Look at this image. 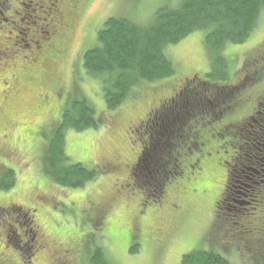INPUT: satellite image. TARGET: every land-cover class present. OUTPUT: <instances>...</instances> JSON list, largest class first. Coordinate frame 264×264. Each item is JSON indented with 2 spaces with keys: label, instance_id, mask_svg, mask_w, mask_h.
Returning a JSON list of instances; mask_svg holds the SVG:
<instances>
[{
  "label": "rangeland",
  "instance_id": "374dc122",
  "mask_svg": "<svg viewBox=\"0 0 264 264\" xmlns=\"http://www.w3.org/2000/svg\"><path fill=\"white\" fill-rule=\"evenodd\" d=\"M37 1L24 0L30 18L22 12L16 18V21L29 20L24 27L29 31H22L28 38L21 36V39L30 41V48H26V41L17 39L21 29L0 25L2 39L10 37L9 33H13L14 39L11 42L4 39L0 46L6 55L2 64L9 67L3 69L19 76V84L13 91L0 95V154L8 158L7 162L3 161L6 168L0 165V244L12 245L5 256H14L19 264H59L61 260L79 261L81 258L87 264L84 243L89 241L91 248L98 247L103 251L110 264H180L183 256L210 249L224 256L230 264H259L244 240L234 241L232 233L218 228V219L223 215L218 214L217 224L212 225V203L216 200L214 197L223 191L226 180L222 164L229 162L231 157L220 152L228 140H219L215 135V131L223 125L208 126L211 128L208 138L212 139L207 145L208 153L215 158L207 161L206 174L200 176L205 178L199 184L190 186L191 191L186 195L181 192L180 198L188 204L186 210H181V214L185 215L174 213L180 216L169 219L172 207L168 205L176 204L172 200L176 195L170 191L163 203L146 205L143 201L148 194L153 195L159 177L157 171L148 174L146 161L140 162L138 168L134 164L140 154L141 131L140 134L135 132L139 122H152L151 128L161 124L166 109L153 120L149 116L158 109L160 102L172 97L173 90L180 84L179 78H192L194 75L199 78L209 73L211 68L204 46L205 33L191 34L178 44L166 47L165 52L173 63L176 78L133 86L128 101L116 110L107 109L101 83L88 78L82 70L83 54L89 50L88 46H98L97 33L109 18L131 13L151 22L156 10L166 6L164 3L175 9L180 6L181 0H83L80 14H71L68 19L72 24L70 32L56 44L58 58L54 63L48 59L39 64L33 63L39 54L31 40L49 44L43 34L52 30L47 26L50 25L48 21L58 16L59 7H54L53 0L40 4ZM15 9L19 10V5ZM0 11L3 12L2 8ZM1 18L9 21L8 15ZM226 49L229 73L232 71L230 85H249L247 77L257 66H243L245 62H259L264 55V12L258 28L246 43L229 45ZM73 88L79 91L82 99L79 95H73L71 99ZM263 97L264 81L255 90L248 91L239 108L225 119L252 116ZM73 99L74 102L85 101L93 109L95 118L100 120L97 128L81 132L68 129L64 132L69 163L82 164L100 173L79 189L58 186L43 167L44 151L53 138L50 128L57 127L58 122L49 126V132H44V128L54 119H59L64 104H71ZM132 107H135L134 110H131ZM182 107L189 108L190 103ZM209 107L217 112L220 105L212 102ZM206 121L207 118L202 122ZM191 157L194 156L189 155ZM188 161L185 158L184 163ZM154 169H157L156 166ZM159 169L163 168L160 166ZM132 174L138 178L133 179ZM6 186L9 188L5 189ZM28 209L33 211L30 216L32 222L29 216L23 214ZM245 213L247 211L236 213V217L242 218ZM263 213L258 210L255 214L245 215L241 223L250 229H262ZM96 215L99 216L93 221L98 225L90 227L87 221L91 224ZM14 221L20 225L14 224ZM33 226L38 227L48 245L36 255H32L33 249L31 252L26 249L28 236L23 237ZM154 226L160 232L159 246H155L151 239ZM6 238L12 242L8 244ZM19 240L22 241L20 247L15 243ZM64 252L69 253L68 260Z\"/></svg>",
  "mask_w": 264,
  "mask_h": 264
},
{
  "label": "trees",
  "instance_id": "16d2710c",
  "mask_svg": "<svg viewBox=\"0 0 264 264\" xmlns=\"http://www.w3.org/2000/svg\"><path fill=\"white\" fill-rule=\"evenodd\" d=\"M180 3L175 9L164 3L166 6L156 10L151 22L131 13L109 18L97 33L98 46H88L89 50L83 54L82 70L88 78L101 83L107 109L116 110L128 101L133 86L176 78L173 63L165 52L166 47L178 44L191 34L205 33L204 46L211 68L209 73L199 78L195 75L192 78H179L180 84L173 90L172 97L163 102L166 103L165 106L162 104V108L158 107L149 116L153 120L166 109L162 114L161 124L151 128L152 122L147 121L144 128L135 129L136 133L140 134L141 131L142 137L140 154L134 164L138 168L140 162L146 161L148 174H155L154 171H157L159 177L158 187L153 190V195L148 194L143 202L146 205L161 204L162 200L166 201L170 191L176 195L172 199L176 204L168 205L172 207L168 213L169 219L185 215L181 214V210H186L188 204L185 199L180 198L181 192L186 195L191 191L190 186L199 184L205 178L200 176L206 174V163L215 158V155L208 153L207 145L212 141L208 138L210 127L223 125L215 131V135L219 140H228L220 152L230 154L231 157L229 162L222 164L226 170V180L223 191L214 197L216 200L212 203V225L217 224L218 214L223 215L218 219V228L232 233L234 241L244 240L249 245L254 260L264 264V227L250 229L245 223H241L245 215L255 214L258 210L264 212V97L258 102L252 116L238 117L236 120L225 119L243 102V96L248 91L255 90L264 81L263 55L259 62L244 63V68H249L251 64L254 65L252 68L257 66L255 69L251 68L247 77L249 85H230L229 76L232 71L229 73L226 54L229 45L246 43L258 28L264 12V0H181ZM74 13L78 14L76 11ZM73 95H79L82 99L79 91L74 88L71 99ZM251 95L254 96V93ZM74 101L75 99L71 104H64L59 115L61 123L58 122L60 118H57L44 128V132H49V126L58 122L57 127L50 128L53 138L44 151L43 167L58 186L79 189L100 173L82 164L69 163L65 152L64 132L68 129L81 132L97 128L100 120L95 118L93 109L85 101ZM212 102L220 105L217 112L211 111L209 104L212 105ZM187 103H190V107L183 108ZM133 108L135 107L131 110ZM206 118L207 123L202 122ZM189 155L194 157L189 158ZM185 158L189 160L187 163H184ZM155 166L157 169H154ZM160 166L163 169H159ZM132 177L138 178L136 174H132ZM4 188L8 189L9 186ZM242 211L247 213L242 218L236 217V213ZM23 214L28 216L25 212ZM98 216L92 219L91 224L87 221L90 227L92 224V227H97L98 223L93 220ZM152 229V242L159 246V229L155 226ZM132 239H135L133 235ZM84 249L87 264H110L100 248H91V242H85ZM65 263L84 264V259ZM180 264L230 262L210 249L185 255Z\"/></svg>",
  "mask_w": 264,
  "mask_h": 264
},
{
  "label": "flooded vegetation",
  "instance_id": "af4514ba",
  "mask_svg": "<svg viewBox=\"0 0 264 264\" xmlns=\"http://www.w3.org/2000/svg\"><path fill=\"white\" fill-rule=\"evenodd\" d=\"M23 1L24 0H0V8H2L3 10V12L0 11V25L7 24L8 26H12L14 30L18 28L21 29V31L19 32L20 38H17V39H21V36L22 37L26 36L28 38L27 35L22 34V31H25V32L29 31V28L25 29L24 27L28 25V21H29L28 18H30L29 9L25 5V3H23ZM40 1H44V0H39V3ZM82 1L83 0H53V2L55 3L54 7L55 8L59 7L58 16L55 19L53 18V20H49L48 24L50 25H47V26H50L52 30L50 32H46L43 34V37H45V39L49 42V44L47 43L43 45L40 42H35L31 40V42L36 47V51L39 54L38 57L35 58L33 63H37V64L43 63L44 61H47L48 59L54 63V61L58 58L59 50L56 48V44L61 40V38H63L66 34L70 32V26H72V24L68 21V19L72 12H73L72 14L76 15L74 11L80 14V10L82 8ZM15 5H19L20 9L16 10L14 8ZM21 12L25 16L28 17L27 22H23L22 20L16 21V18L22 15ZM4 15L9 16V21L1 18ZM1 29L2 28L0 27V30ZM9 35L10 37L8 38L4 37L3 39L0 36V46L2 44V41H4V39L8 42H11L14 40L12 37L13 33H9ZM21 40L22 42L26 41L24 39H21ZM26 42H27L26 48H30L31 46L30 41H26ZM5 58H6V55L4 54L3 51L0 50V95H5L9 93L10 91H13L19 84L18 83L19 76L17 73H14L13 75L11 74V72H9V69L7 71L3 69L5 65H7V64H2V62H5ZM5 68H9V67L6 66ZM163 102H160V104L158 105L159 108H162ZM145 125H146V122H139V124L137 125V128L138 129L144 128ZM0 157H1L0 165L1 166L3 165V167L6 168L7 165L4 164L3 161L7 162L8 158L3 157V154H0ZM7 170H4V171L8 172ZM6 172H4V174L8 175V173ZM28 212L25 211V213H27L28 216H32L31 213H33V211H31L30 213ZM14 224L18 226L20 225V223H18L17 221H14ZM27 236L30 237V239H28ZM23 237L24 238L27 237L26 243H25L26 249L28 248L29 252H31V250L33 249L32 255L34 254L36 255L38 251L41 252L40 250L46 249V247H48V245L44 242L45 240L43 236L41 235V232L38 230L37 226H33L30 232L28 231V233H24ZM6 240L8 244L12 242L8 238H6ZM15 243L18 245V247H20V243H22V241L19 240V241H16ZM3 245H4V248H3ZM3 245L0 244V264H19V260L16 259L14 256H11V255L5 256V254L8 252L9 247H12V245L8 246V245H5V243H3ZM65 254H67L65 258L68 260L69 253L66 252ZM65 262L66 261L61 260L59 264H64Z\"/></svg>",
  "mask_w": 264,
  "mask_h": 264
}]
</instances>
